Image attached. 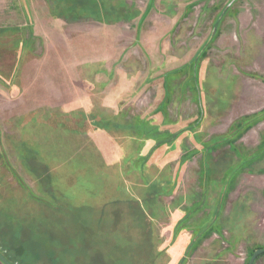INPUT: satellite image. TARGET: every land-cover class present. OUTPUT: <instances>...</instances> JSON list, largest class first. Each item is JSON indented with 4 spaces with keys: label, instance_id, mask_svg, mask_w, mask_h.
Wrapping results in <instances>:
<instances>
[{
    "label": "rangeland",
    "instance_id": "1",
    "mask_svg": "<svg viewBox=\"0 0 264 264\" xmlns=\"http://www.w3.org/2000/svg\"><path fill=\"white\" fill-rule=\"evenodd\" d=\"M259 249L264 0H0L10 264H248Z\"/></svg>",
    "mask_w": 264,
    "mask_h": 264
},
{
    "label": "water",
    "instance_id": "2",
    "mask_svg": "<svg viewBox=\"0 0 264 264\" xmlns=\"http://www.w3.org/2000/svg\"><path fill=\"white\" fill-rule=\"evenodd\" d=\"M262 254H264V249H259V250H256L253 254H252V256L250 257V260H249V262H248V264H253L254 263V261H255V259L258 257V256H260V255H262ZM0 262L2 263V264H10L1 254H0Z\"/></svg>",
    "mask_w": 264,
    "mask_h": 264
},
{
    "label": "trees",
    "instance_id": "3",
    "mask_svg": "<svg viewBox=\"0 0 264 264\" xmlns=\"http://www.w3.org/2000/svg\"><path fill=\"white\" fill-rule=\"evenodd\" d=\"M257 258H258V257H257ZM257 258H256V259H257Z\"/></svg>",
    "mask_w": 264,
    "mask_h": 264
}]
</instances>
